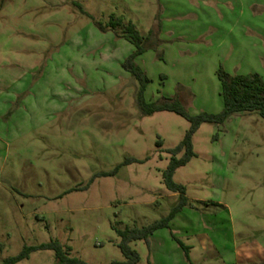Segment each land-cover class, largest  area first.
<instances>
[{"label": "rangeland", "instance_id": "obj_1", "mask_svg": "<svg viewBox=\"0 0 264 264\" xmlns=\"http://www.w3.org/2000/svg\"><path fill=\"white\" fill-rule=\"evenodd\" d=\"M118 19L154 31L135 58L152 81L148 102L176 97L192 114L219 113L221 67L264 77V41L232 34L264 30V0H0V264L52 241L88 264L125 262L119 231L181 202L164 172L190 123L141 113L140 82L125 67L137 49L111 27ZM164 29L198 40L168 47ZM180 49L193 55L170 54ZM193 142L196 156L174 176L188 203L170 228L129 244L137 264H264V118L203 124ZM18 264L58 259L42 249Z\"/></svg>", "mask_w": 264, "mask_h": 264}, {"label": "trees", "instance_id": "obj_2", "mask_svg": "<svg viewBox=\"0 0 264 264\" xmlns=\"http://www.w3.org/2000/svg\"><path fill=\"white\" fill-rule=\"evenodd\" d=\"M114 19V18H113ZM113 29L123 27V36L136 47V52L126 61L125 67L140 82V91L137 103L141 113L145 116L152 115L156 112L169 111L176 113L185 118L190 123V128L186 132L183 141L170 152L172 154L169 166L164 172L165 186L174 193L181 195V202L176 206L168 216L154 222L153 224L143 228H127L119 231L122 237L120 244L121 250L126 257L125 262H114L113 264H137L139 262L138 253L130 247L132 241L146 240L159 229L170 228L171 221L176 215L187 205L186 187L174 181L176 171L187 165L192 158L196 156L194 151L193 138L199 128L206 123L222 125L230 116L237 113L258 112L264 118V77L259 73L253 74H230L222 67L217 71V77L220 82V95L223 99L224 108L219 113L202 112L192 114L176 97L162 96L157 101L148 102L144 96L148 85L152 82L143 69L135 63V58L147 51L146 42L152 41L155 37L154 31L151 30L147 37H144L136 29L135 25L129 23L124 25L122 19L112 20L110 23ZM154 43H160L158 35H156ZM183 153L181 158L178 155ZM116 172L107 173L105 175H113ZM180 246L186 252L187 258L190 260V247L186 246L182 241L177 240ZM52 249L56 252L58 264H88L77 258H69L65 252L63 245L59 241H52L47 244H41L34 247H25L17 256L8 258L3 264H18L20 261L30 257L31 253L36 250Z\"/></svg>", "mask_w": 264, "mask_h": 264}, {"label": "crops", "instance_id": "obj_3", "mask_svg": "<svg viewBox=\"0 0 264 264\" xmlns=\"http://www.w3.org/2000/svg\"><path fill=\"white\" fill-rule=\"evenodd\" d=\"M169 2H172V0H169ZM172 6H173V8H172ZM179 6H181V5H179ZM174 8H175V5L174 4L171 5V4L168 3L167 10L168 9L171 10V9H174ZM185 16H187V15H185ZM177 17L178 18H182L183 16L180 14V15H177ZM248 28L250 30L248 31V30L245 29V31L243 32V35H240V34L238 35V33L235 31V29H232L233 30L232 31V34H234V37L237 38L238 40H240L241 38H243L244 40H247V41L255 40L256 39L255 36L257 34L259 36V39L261 38L264 41V30H263V28L261 27L260 24L259 25H256L255 24V26H253V27L252 26H249ZM160 39L162 41L167 42L168 47H171L172 44L178 45V46L183 45L184 42H186V43L189 44V42L197 41L198 40V37H194L192 40H190V38H188L186 35L182 34V32H176V31H171L170 29H164V30H162ZM177 41L178 42L184 41V42H180V43H182V44H180ZM174 45H172V46H174ZM186 50L187 49H180L178 51L179 53L177 52V50H176V52L174 50L170 54H172V55H176L177 54L180 57H186V58L188 56L193 55V53L191 52V50L190 51H186ZM247 56L250 57L251 56V53H250V55H247Z\"/></svg>", "mask_w": 264, "mask_h": 264}]
</instances>
